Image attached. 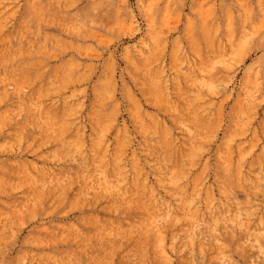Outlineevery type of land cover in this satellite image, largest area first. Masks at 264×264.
I'll list each match as a JSON object with an SVG mask.
<instances>
[{
    "label": "rangeland",
    "instance_id": "obj_1",
    "mask_svg": "<svg viewBox=\"0 0 264 264\" xmlns=\"http://www.w3.org/2000/svg\"><path fill=\"white\" fill-rule=\"evenodd\" d=\"M0 264H264V0H0Z\"/></svg>",
    "mask_w": 264,
    "mask_h": 264
}]
</instances>
